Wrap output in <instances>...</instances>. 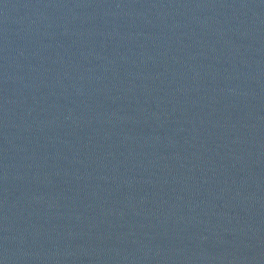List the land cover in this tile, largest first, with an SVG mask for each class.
Instances as JSON below:
<instances>
[{
  "label": "water",
  "instance_id": "1",
  "mask_svg": "<svg viewBox=\"0 0 264 264\" xmlns=\"http://www.w3.org/2000/svg\"><path fill=\"white\" fill-rule=\"evenodd\" d=\"M0 264H74L0 208Z\"/></svg>",
  "mask_w": 264,
  "mask_h": 264
}]
</instances>
